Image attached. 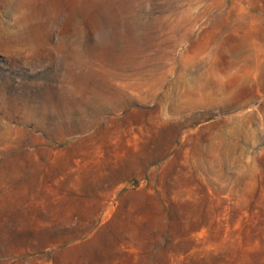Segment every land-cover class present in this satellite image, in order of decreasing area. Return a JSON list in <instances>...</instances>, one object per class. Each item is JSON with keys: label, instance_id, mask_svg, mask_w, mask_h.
Wrapping results in <instances>:
<instances>
[{"label": "rangeland", "instance_id": "1", "mask_svg": "<svg viewBox=\"0 0 264 264\" xmlns=\"http://www.w3.org/2000/svg\"><path fill=\"white\" fill-rule=\"evenodd\" d=\"M0 264H264V0H0Z\"/></svg>", "mask_w": 264, "mask_h": 264}]
</instances>
